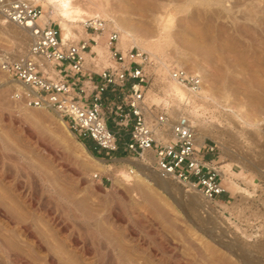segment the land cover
Returning <instances> with one entry per match:
<instances>
[{"label":"rangeland","instance_id":"1","mask_svg":"<svg viewBox=\"0 0 264 264\" xmlns=\"http://www.w3.org/2000/svg\"><path fill=\"white\" fill-rule=\"evenodd\" d=\"M29 1L58 27V17L45 19L46 2ZM110 2L120 28L160 46L155 53L139 39L118 43L151 58L146 103L154 115L178 113L165 93L168 73L158 71L163 64L201 77L208 94L193 96L189 109L197 106L205 128L194 125L196 134L216 146L215 161L229 175L228 201L208 202L173 181L172 194L156 185L135 190L132 156L91 153L55 114L13 100L20 88L11 83L0 88V264H51L48 256L57 264H264V0ZM2 20L0 55L16 58L28 39L19 45L23 32ZM73 25L82 30L79 20ZM73 37L68 42L87 36ZM100 64L113 63L107 55ZM130 168L135 174L125 179Z\"/></svg>","mask_w":264,"mask_h":264},{"label":"built area","instance_id":"2","mask_svg":"<svg viewBox=\"0 0 264 264\" xmlns=\"http://www.w3.org/2000/svg\"><path fill=\"white\" fill-rule=\"evenodd\" d=\"M0 15L6 23L28 32L23 54L16 58L0 55V88L11 83L20 88L13 92V100L55 114L79 141L93 143L91 153L96 156L110 158L122 149L136 161L145 163L150 157V167L157 174L199 192L207 201L227 193L229 175L215 161L216 146L204 140L197 147L196 129L187 115L151 112L145 71L151 58L138 49H119V32L109 29L105 20L87 19L82 23L86 39L74 43L63 42L59 26L43 22L37 2L0 0ZM104 35L113 63L106 67L98 64L92 52ZM168 76L192 95L202 87L198 74L182 68L169 69ZM126 173L131 177L135 170Z\"/></svg>","mask_w":264,"mask_h":264},{"label":"bare ground","instance_id":"3","mask_svg":"<svg viewBox=\"0 0 264 264\" xmlns=\"http://www.w3.org/2000/svg\"><path fill=\"white\" fill-rule=\"evenodd\" d=\"M41 1L46 2V4H48V6L50 8L48 14L45 16V19L47 21H49V19L52 15L59 18V25L58 26L61 30L63 42H68L73 36H74L73 38H75V36L78 37L79 33L85 34L83 26L81 27L82 30L78 32L77 31L78 26L73 25V22H76L79 20L81 23H83L88 18L89 19H95V18L103 19V18H101L103 16L105 18L110 19L111 22L113 23V24H109V26H107V23H106V26L109 27V29L112 28V29L120 31V33H121L120 34V41H121L120 43L121 44H123V39L125 41H128L129 43L130 42L135 43L136 41H137L136 43H138V39H139L141 41V43H139V45L141 46V49L148 50V51H154L156 53L157 49L160 48V46L158 44L156 46V45L149 44L148 43L149 41L147 42L148 38H151L150 36H147V33L145 34L144 32H137L138 34L137 33L131 34V33L127 32L126 30H124L123 28H120L118 26V24L116 23V21L114 20L112 14H111V11L113 10V7H114L112 5V3L110 2L111 0H41ZM83 16H85V17H83ZM43 20H44V17H43ZM103 20H105V19H103ZM2 21L4 23H6L4 20H2ZM6 24H8V23H6ZM20 30L23 32V34L20 35V38L18 40L19 45L23 44L28 39L27 30H25V29H20ZM140 36H142L143 38ZM77 37H76V39H77ZM102 38L103 37H100L99 39H97V45L93 46V49H92V52L96 53V55H97L96 60L98 61L99 65H101L100 64V57L104 58L105 56L109 55L107 45L106 44L100 45V41ZM70 42H74V41H70ZM119 44H118V48L120 49ZM86 60L91 62L88 54L86 55ZM101 66H103V65H101ZM178 68H180V67H178ZM158 71L163 72V73H168L169 72L168 66L163 64L162 67H160V69ZM167 78L169 79V76ZM165 93H166L167 97L169 98V101H171L173 104V107H174L173 111H178L176 116H178L179 114H186L188 116V118L192 121V123L199 128L200 131H202L205 128V126L197 119L198 115H196L195 112L193 111L197 108V106L191 107L192 111H193V115L195 114L196 118H194L195 116L190 115L192 113V111H191V109H189V106H190L191 98L193 96L204 97L208 94V92H204L202 89H200L198 94L192 95L189 92H187L185 89H183L182 87L177 85L175 82H173L172 80L169 79L168 87L165 90ZM151 96H152L151 92L147 91L146 97H151ZM153 101H155V100H153ZM213 101H215V100H213ZM237 117H239V116H237ZM239 118L240 119L243 118L242 120H244V117H239ZM244 123L251 125L249 123V121L244 120ZM205 138L206 137L196 136L195 142H196V145L198 148L203 145ZM224 154H225V156H233L232 151L229 148H227L226 146L224 147ZM146 162L147 163L145 164L143 162L137 161V162L132 164L138 170V174L135 175L136 183L133 185V188L137 191L138 190L140 191V186L145 187L147 190V189L151 188L152 185H156L157 187H160L166 193L172 194L173 189L170 186V183L172 181L166 177H163V176L157 174L155 171H154L155 174L152 173L153 170L150 167L151 166V158L150 157H147ZM225 167L227 169H230L229 165H225ZM221 168H222V166H221ZM222 170L226 174V172L223 168H222ZM122 174H124L123 176L125 177V179H129V175H127L125 173H122ZM147 174H149V175H147ZM143 176L147 178L148 182L145 181V179H143ZM227 182H230V181L228 180ZM179 190H182V189H179ZM241 190L242 189L238 187L237 193H242ZM136 196H137V194H136ZM193 199H195V198L193 197ZM148 202H149V200H148ZM148 204H150V203H148ZM207 207L204 209H208ZM155 211H157V210H155ZM156 213H157V215H161V212H156ZM24 230L27 231V229H24ZM212 230L214 231V229H212ZM204 231H205L204 229L201 231L202 234L203 233L205 234ZM168 245H170V244H168ZM164 246H166V245H164ZM170 246H172V245H170ZM48 259L50 260L51 264H57L54 261V259L51 258L50 256H48Z\"/></svg>","mask_w":264,"mask_h":264},{"label":"crops","instance_id":"4","mask_svg":"<svg viewBox=\"0 0 264 264\" xmlns=\"http://www.w3.org/2000/svg\"><path fill=\"white\" fill-rule=\"evenodd\" d=\"M89 66H90V61H87L86 60V67L87 68H89ZM86 147H87V145H90V146H92V148H93V143L90 141V140H84L83 142H82ZM88 149V148H87ZM124 155V152L122 151V149H119V151L117 152V153H115V157H121V156H123ZM224 196L223 197H219V201L220 202H222V203H225V202H227L228 201V195L227 194H223ZM220 198H226V201H224V200H222V199H220Z\"/></svg>","mask_w":264,"mask_h":264},{"label":"trees","instance_id":"5","mask_svg":"<svg viewBox=\"0 0 264 264\" xmlns=\"http://www.w3.org/2000/svg\"><path fill=\"white\" fill-rule=\"evenodd\" d=\"M87 148H88V150L91 152L92 151V146H90V145H87ZM224 195H222V196H220V197H223ZM220 199H222V200H224V201H226V198H220Z\"/></svg>","mask_w":264,"mask_h":264},{"label":"water","instance_id":"6","mask_svg":"<svg viewBox=\"0 0 264 264\" xmlns=\"http://www.w3.org/2000/svg\"><path fill=\"white\" fill-rule=\"evenodd\" d=\"M60 121L64 124V121L60 119Z\"/></svg>","mask_w":264,"mask_h":264}]
</instances>
